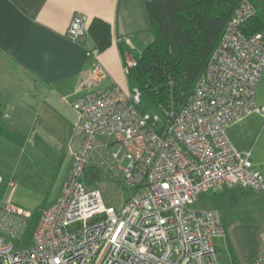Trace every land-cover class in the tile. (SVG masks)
I'll list each match as a JSON object with an SVG mask.
<instances>
[{
  "label": "built area",
  "instance_id": "built-area-1",
  "mask_svg": "<svg viewBox=\"0 0 264 264\" xmlns=\"http://www.w3.org/2000/svg\"><path fill=\"white\" fill-rule=\"evenodd\" d=\"M255 13L243 0L182 107L141 109L138 88L102 86L107 71L96 64L87 73L72 106L82 143L61 194L42 209L28 246L18 248L28 212L2 195L0 174V264H221L214 239L225 238L218 210H196L202 192L225 186L264 189V177L248 152L234 147L227 128L255 110L256 87L264 71V29L243 32ZM74 41L88 35L85 15L73 17ZM97 56L98 48L89 50ZM136 64L125 57V72ZM112 137L113 156L124 168L128 199L120 209L105 204L89 187L88 167L96 141ZM13 184H10L12 187ZM248 264H264V252Z\"/></svg>",
  "mask_w": 264,
  "mask_h": 264
},
{
  "label": "crops",
  "instance_id": "crops-1",
  "mask_svg": "<svg viewBox=\"0 0 264 264\" xmlns=\"http://www.w3.org/2000/svg\"><path fill=\"white\" fill-rule=\"evenodd\" d=\"M148 1L0 0V151L13 148L24 131L30 130L25 121L41 119L63 129L76 123L78 114L72 101L87 73L98 63L107 71L102 86L118 85L123 90L129 87L119 42L126 41L135 51L151 42ZM76 15L87 16L88 28L95 18L112 26L111 45L96 57L89 54L95 48L89 35L81 41L67 35ZM256 102L264 105V71L256 87ZM227 135L236 149L249 153L253 168L264 177V113L255 110L230 125ZM78 138L75 151L83 139ZM4 178L8 194L14 183ZM64 181L44 208L57 201ZM205 193L211 194L208 200L212 202L199 207L195 201L192 206L196 210H218L223 216L226 236L213 240L217 254L222 249L225 253L227 262L218 256L220 263L253 262L264 252V189L225 186ZM15 205L26 209L16 202Z\"/></svg>",
  "mask_w": 264,
  "mask_h": 264
},
{
  "label": "trees",
  "instance_id": "trees-1",
  "mask_svg": "<svg viewBox=\"0 0 264 264\" xmlns=\"http://www.w3.org/2000/svg\"><path fill=\"white\" fill-rule=\"evenodd\" d=\"M243 0H149L152 40L140 51L119 42L124 57L136 64L127 73L130 89L142 95L141 109L159 112L173 104L182 107L204 70L210 54ZM255 13L243 26L246 35L264 29V0H249ZM88 35L99 52L112 43V26L95 18ZM90 181L91 177L87 175Z\"/></svg>",
  "mask_w": 264,
  "mask_h": 264
},
{
  "label": "rangeland",
  "instance_id": "rangeland-1",
  "mask_svg": "<svg viewBox=\"0 0 264 264\" xmlns=\"http://www.w3.org/2000/svg\"><path fill=\"white\" fill-rule=\"evenodd\" d=\"M124 91L128 93L130 88ZM75 116L77 118V114ZM24 123L26 127L30 126V130L24 131L23 137L13 148L0 151V174L14 183L8 189L13 197L12 202L22 205L26 208L23 210L28 212L25 233L21 240H14L18 248L28 246L42 208L51 203L60 189L80 141L78 137L82 138L74 131L75 122L69 123L65 129L57 127L55 122L35 118ZM115 145L112 137L96 141L90 156L88 175L91 179L88 184L101 191L106 205L120 209L130 195L123 170L128 161L124 159L119 163L115 159ZM6 188L5 184L2 195ZM209 194L200 193L196 205H209L212 202L208 200L212 197ZM218 256L220 260H226L223 249Z\"/></svg>",
  "mask_w": 264,
  "mask_h": 264
}]
</instances>
